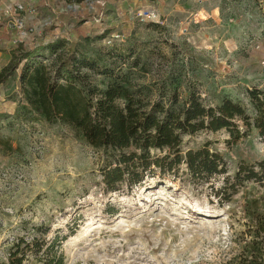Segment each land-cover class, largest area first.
I'll use <instances>...</instances> for the list:
<instances>
[{"label": "rangeland", "instance_id": "1", "mask_svg": "<svg viewBox=\"0 0 264 264\" xmlns=\"http://www.w3.org/2000/svg\"><path fill=\"white\" fill-rule=\"evenodd\" d=\"M6 1L0 72L20 37L28 47L51 26L68 50L131 53L139 61L126 71L131 85L150 99L176 89L184 101L193 91L205 105L228 98L252 114L246 92L264 91V0H22L24 29L13 25ZM139 10L155 11L159 22L141 21ZM20 72L0 84V261L24 228L41 224L52 235L75 229L61 247L64 264H218L236 253L246 209L264 213V181L244 182L228 203L214 192L240 165L264 160L256 130L238 140L225 131L183 137L184 151L208 144L222 156L226 175L196 184L185 176L151 180L128 196L103 195L102 152L69 127L23 110Z\"/></svg>", "mask_w": 264, "mask_h": 264}, {"label": "trees", "instance_id": "2", "mask_svg": "<svg viewBox=\"0 0 264 264\" xmlns=\"http://www.w3.org/2000/svg\"><path fill=\"white\" fill-rule=\"evenodd\" d=\"M67 44L61 35L51 34V26L43 30L30 46L20 45L13 60L1 70L0 84L21 67L22 109L49 124L69 127L102 152L99 184L103 195L128 196L151 180L178 181L185 176L187 182L196 184L226 175L222 156L208 144L184 151L185 136L225 131L238 140L254 129L264 139L262 90L246 92L252 114L228 98L215 106L205 105L193 91L184 101L176 89L150 99L131 85L126 71L139 66L131 53L91 56L68 50ZM229 179L214 192L223 203L230 202L244 182L264 181V160L240 165ZM246 212L244 229L234 241L236 253L218 264H264V213L253 205ZM24 230L0 264H64L61 247L75 229L69 227L67 235H52L51 227L44 224L32 227L29 233L28 228Z\"/></svg>", "mask_w": 264, "mask_h": 264}, {"label": "built area", "instance_id": "3", "mask_svg": "<svg viewBox=\"0 0 264 264\" xmlns=\"http://www.w3.org/2000/svg\"><path fill=\"white\" fill-rule=\"evenodd\" d=\"M6 1V0H5ZM35 9L30 11L32 14H35ZM4 11L10 16L13 20V25L16 27L19 26L18 29H24V18H23V11H24V1L22 0H7L6 5H4ZM22 13V14H21ZM137 16L140 18L141 21L147 22H159L157 19L158 15L153 10H139L137 11ZM31 31V29H29ZM26 33L21 32V36L24 37ZM20 37V43H23V39Z\"/></svg>", "mask_w": 264, "mask_h": 264}, {"label": "crops", "instance_id": "4", "mask_svg": "<svg viewBox=\"0 0 264 264\" xmlns=\"http://www.w3.org/2000/svg\"><path fill=\"white\" fill-rule=\"evenodd\" d=\"M2 26H3V27H2V30H4V33H5V34H8L7 32H5V31H6V26H5V25H2ZM4 26H5V27H4ZM2 40L5 41V39H2ZM2 40H1V41H2Z\"/></svg>", "mask_w": 264, "mask_h": 264}]
</instances>
